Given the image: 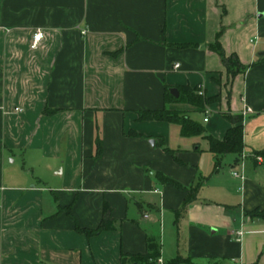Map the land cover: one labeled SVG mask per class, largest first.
<instances>
[{
  "label": "crops",
  "instance_id": "0c3cea01",
  "mask_svg": "<svg viewBox=\"0 0 264 264\" xmlns=\"http://www.w3.org/2000/svg\"><path fill=\"white\" fill-rule=\"evenodd\" d=\"M184 87L216 99H165ZM162 109L219 140L240 115L241 153L138 119ZM263 150L264 0H0V264H143L148 238L163 264H264V220L247 214L264 208ZM105 204L106 229L77 230Z\"/></svg>",
  "mask_w": 264,
  "mask_h": 264
},
{
  "label": "trees",
  "instance_id": "16d2710c",
  "mask_svg": "<svg viewBox=\"0 0 264 264\" xmlns=\"http://www.w3.org/2000/svg\"><path fill=\"white\" fill-rule=\"evenodd\" d=\"M212 49L217 51L222 59V62L224 66L227 69V72L230 76H234L238 72H242L244 70L243 65L239 62L236 54H230L226 55L223 51L221 45L216 40L214 44L211 45ZM180 93L177 97H173L170 92L168 91V88L166 89V97L165 99L167 101L170 100H184L185 102L192 103L197 106H203L205 103L210 102L212 100H215L216 97L213 98H203L200 94L196 93L195 89H190L189 87H184L182 89H179ZM47 112H50L49 110ZM224 117L230 121L231 126L227 130L225 136L223 139L219 140L214 137H212L209 134H205L204 127L199 124L198 122L193 121L190 119L187 115L178 112V111H170L167 109L162 110H147V111H139L138 112V119L141 120H149V119H155V120H164L168 121L170 123H175L180 126V132L184 136H190V135H203V137L208 141L209 144V150L213 152L215 155L220 154H226V153H234L239 154L241 153L243 149V131L241 126V116L240 115H232L230 113H225ZM260 154H264V150L258 152ZM219 162L216 163V168H218ZM160 179L164 184L172 185L178 189L185 190L187 195L184 199L183 207L189 204L192 199L194 198V191L195 189L193 187H187L179 182L171 179L170 177L162 176L160 175ZM64 209V208H61ZM251 217L253 218H260L264 220V208L259 209L256 208L252 211L247 212ZM111 217L109 215V208L105 204L103 208V217L101 220L100 225L95 229H88V228H81L77 227V230L85 233L87 236H90L91 234L97 233L101 230H104L107 228V224L110 222ZM113 221V220H112ZM149 250L144 255H135L134 257L138 258L140 261H142L143 264H155L154 260L159 257V246L156 242L152 241L151 238L147 239ZM189 258H181L176 257L174 259H171L165 264H180V263H189ZM124 258L121 259V264H124ZM252 264H258V263H252Z\"/></svg>",
  "mask_w": 264,
  "mask_h": 264
},
{
  "label": "built area",
  "instance_id": "2783aa9c",
  "mask_svg": "<svg viewBox=\"0 0 264 264\" xmlns=\"http://www.w3.org/2000/svg\"><path fill=\"white\" fill-rule=\"evenodd\" d=\"M43 36H44V34H43L42 29L37 28V29L32 33V38H31V44H30V46H31L32 48L37 47V46L41 43V41L43 40ZM177 67H178V64L176 63V64L174 65V68H177ZM198 93H199V94H203V92H202L201 89H198ZM207 119H208V114L205 113V116H204V118H203V121H207ZM234 175H235V176H238V173H237V172H234ZM155 264H163L162 259H161L160 257H157L156 260H155Z\"/></svg>",
  "mask_w": 264,
  "mask_h": 264
},
{
  "label": "water",
  "instance_id": "95a60500",
  "mask_svg": "<svg viewBox=\"0 0 264 264\" xmlns=\"http://www.w3.org/2000/svg\"><path fill=\"white\" fill-rule=\"evenodd\" d=\"M170 93H171L172 95H174V96H177V95H178V91H177L176 88H171V89H170Z\"/></svg>",
  "mask_w": 264,
  "mask_h": 264
},
{
  "label": "rangeland",
  "instance_id": "374dc122",
  "mask_svg": "<svg viewBox=\"0 0 264 264\" xmlns=\"http://www.w3.org/2000/svg\"><path fill=\"white\" fill-rule=\"evenodd\" d=\"M197 116L198 117H201V113H197ZM156 260V259H155ZM155 260H154V263H155Z\"/></svg>",
  "mask_w": 264,
  "mask_h": 264
}]
</instances>
